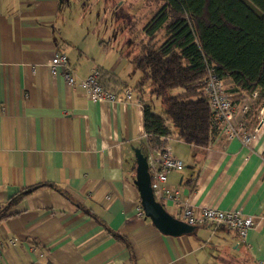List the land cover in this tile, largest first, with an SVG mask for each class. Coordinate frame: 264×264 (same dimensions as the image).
I'll use <instances>...</instances> for the list:
<instances>
[{
	"label": "crops",
	"instance_id": "obj_1",
	"mask_svg": "<svg viewBox=\"0 0 264 264\" xmlns=\"http://www.w3.org/2000/svg\"><path fill=\"white\" fill-rule=\"evenodd\" d=\"M83 4L0 0V204L38 185L0 221V264L264 260V117L247 145L219 131L206 146L175 134L166 141L183 162L181 170L168 173L166 186L196 210L214 206L251 216L255 223L246 236L224 224H198L179 235L161 232L144 216L133 183L135 149L145 157L150 151L143 131L149 89L140 96L134 89L141 77L131 61L135 40L128 29H117V20L107 26L105 16L79 10ZM56 51L65 54L76 80L97 68L106 88L127 87L131 96L124 102L90 100L62 74H51L48 63ZM234 99L235 107L243 100ZM263 104L264 98L253 101L247 115L252 122ZM162 204L181 219L180 206Z\"/></svg>",
	"mask_w": 264,
	"mask_h": 264
},
{
	"label": "trees",
	"instance_id": "obj_2",
	"mask_svg": "<svg viewBox=\"0 0 264 264\" xmlns=\"http://www.w3.org/2000/svg\"><path fill=\"white\" fill-rule=\"evenodd\" d=\"M148 1L160 5L132 45L137 52L131 61L141 72L134 89L140 96L148 87L160 97L164 111L158 114L143 103L146 143L150 150L159 149L175 134L206 146L218 131L203 90L208 67L230 82L225 90L234 98L241 101L254 91L258 99L264 98V0ZM161 30L165 38L157 43ZM128 32H134L131 23ZM37 187L22 189L1 203L0 221Z\"/></svg>",
	"mask_w": 264,
	"mask_h": 264
},
{
	"label": "built area",
	"instance_id": "obj_3",
	"mask_svg": "<svg viewBox=\"0 0 264 264\" xmlns=\"http://www.w3.org/2000/svg\"><path fill=\"white\" fill-rule=\"evenodd\" d=\"M48 65L51 74H62L68 85H78L90 100L124 102L132 94L130 88L127 87L117 91L106 88L101 82V72L97 68H93L86 77L76 80L67 66V58L63 52H54ZM203 90L208 98L218 131L228 138H238L243 145L249 144L254 132L262 125L264 117L263 104L257 116V123L253 128L247 129V115L253 101L257 98V91L251 93L235 107L225 90L224 81L218 77L212 67L207 68ZM146 160L155 199L161 203L170 201L180 206L181 219L186 223L191 225L224 224L235 230L240 238H244L247 231L254 226V219L238 210H222L214 206H203L196 210L188 198L181 196L177 189L168 188L166 186L168 173L183 168L182 160L176 158L168 146L164 145L162 148L150 150ZM10 242L13 243V241ZM258 264H264V260H259Z\"/></svg>",
	"mask_w": 264,
	"mask_h": 264
},
{
	"label": "rangeland",
	"instance_id": "obj_4",
	"mask_svg": "<svg viewBox=\"0 0 264 264\" xmlns=\"http://www.w3.org/2000/svg\"><path fill=\"white\" fill-rule=\"evenodd\" d=\"M84 5V6H83ZM79 6V10L84 12H89L91 18H94L97 14L99 17H106L107 26L110 23L117 20L119 22V28L124 31L128 29V26L133 24L132 38L137 41L140 39L142 34V28L144 24L153 16L159 7V3L149 2L148 0H84V4ZM78 7V6H77ZM77 10V9H76ZM113 13V15L108 14ZM106 26V25H104ZM104 30L105 27H101ZM101 30V29H100ZM101 32V31H100ZM165 38L163 30L159 31L156 37L157 43H161ZM137 50L134 48L131 50L135 53ZM224 86L227 88V83L224 81ZM173 92H176L175 90ZM146 98L149 100L152 110L158 114H162L164 111V106L161 103L159 96L151 93H147ZM233 102H236L234 97H230ZM256 102L253 104L252 109L255 110ZM256 121L252 122L251 118H247L246 127L247 129L253 128Z\"/></svg>",
	"mask_w": 264,
	"mask_h": 264
},
{
	"label": "water",
	"instance_id": "obj_5",
	"mask_svg": "<svg viewBox=\"0 0 264 264\" xmlns=\"http://www.w3.org/2000/svg\"><path fill=\"white\" fill-rule=\"evenodd\" d=\"M134 154L136 169L133 183L137 188L144 216L149 218L156 228L163 233L179 235L190 232L194 225L172 216L164 205L155 199L151 189L146 157L138 149H135Z\"/></svg>",
	"mask_w": 264,
	"mask_h": 264
}]
</instances>
